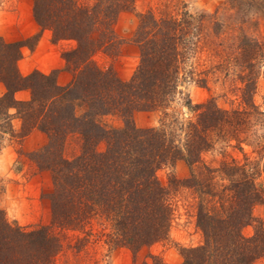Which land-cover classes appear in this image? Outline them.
Returning a JSON list of instances; mask_svg holds the SVG:
<instances>
[{
    "label": "trees",
    "instance_id": "16d2710c",
    "mask_svg": "<svg viewBox=\"0 0 264 264\" xmlns=\"http://www.w3.org/2000/svg\"><path fill=\"white\" fill-rule=\"evenodd\" d=\"M227 3L245 19L264 12V0ZM133 8L134 0H33V18L41 29L51 31L53 42L75 41L61 52L71 79L60 84L57 69L22 74L21 46L30 37L7 41L0 36V149L7 138L20 142L34 129L44 132L47 141L27 154L40 170L50 172L52 225L83 230L92 217H103L110 223L106 243L133 253L169 238L170 189L156 170L183 160L190 175L180 179L171 173L168 183L171 188L188 185L199 190L196 224L203 241L180 247V264H253L264 256V179L257 182L264 171V114L253 100L264 43L243 29L234 33L232 21L212 16L210 38L221 47V55L216 54L222 58L220 67L227 63L238 70L240 103L221 108L212 98L191 103L186 97L192 115L170 114L171 101L183 94L180 85L190 80L207 84V69L197 71L191 63L205 37L207 15L137 13L129 41L137 45L139 59L131 76L122 79L112 67L98 66L93 55H118L125 40L114 32V16ZM23 89L29 90V97L17 98L15 93ZM150 109L163 110V122L136 127L133 113ZM104 115H116L122 125L106 126L100 119ZM13 118L20 120L18 131ZM69 135L80 141L79 152L72 156L64 153ZM218 141H235L239 148L247 142L258 158L222 159L217 166L203 164L204 170L195 171L202 153ZM102 142L104 148L99 149ZM216 177L222 182L201 184ZM256 205L263 206L261 215H254ZM246 225L253 228L249 236L242 231ZM61 248L60 237L48 225L25 229L0 208V264H51ZM134 264L166 263L151 255V261Z\"/></svg>",
    "mask_w": 264,
    "mask_h": 264
},
{
    "label": "rangeland",
    "instance_id": "374dc122",
    "mask_svg": "<svg viewBox=\"0 0 264 264\" xmlns=\"http://www.w3.org/2000/svg\"><path fill=\"white\" fill-rule=\"evenodd\" d=\"M91 3L93 0H81ZM33 0H0V36L7 41H17L30 37L21 46V57L18 60V68L22 74H28L33 69L49 73L59 68H51L58 65L60 60L65 61L61 56L64 49L75 45L73 39H61L53 42L52 33L49 29H41L32 15ZM152 10L156 15L161 13L178 14L186 12L191 15L204 14L206 16L207 30L202 39L201 47L191 59L197 71L207 69V84L201 86L190 80L180 85L183 94H177L171 101L167 111L170 114L189 117L192 111L186 104V97L191 103L204 101L212 98L221 108H230L239 105L240 93L238 88L241 83L237 78L238 70L232 65L222 62L220 54L221 47L217 46V39L210 38L212 20L215 16L220 21L234 24V33L239 30L249 35H254L264 43V12H257L252 17L245 19L244 16L230 8L227 0H134L132 10H121L113 20L115 34L125 41L119 48L116 56H109L102 51L93 55L95 63L103 69L112 67L115 73L122 79H128L133 73L139 59V51L136 44L129 41L138 23L137 13ZM245 19V21H241ZM252 20V21H251ZM208 37V41H204ZM221 55V54H220ZM37 65L41 68H37ZM261 72L253 100L264 114V61L259 66ZM58 75V73H57ZM4 87L0 84V94ZM17 98L26 99L29 97V90L23 89L15 93ZM164 112L161 109L136 110L133 113V122L136 127L144 128L159 126L163 122ZM101 122L109 127H118L122 121L116 115H104ZM14 128L18 131L20 120L13 118ZM44 133V132H43ZM44 140L47 136L44 133ZM24 139V138H23ZM22 139V140H23ZM14 138H7L0 149V208L4 211L9 221L15 222L25 229H31L40 225H48L51 231L57 234L62 241L61 250L55 255L51 264H134L144 260L151 261V255H156L166 264H180L183 256L180 247H191L203 241L201 230L196 224V211L200 200V192L196 186L179 185L171 188L168 177L174 173L178 178L183 179L190 175V168L183 160H178L173 166H163L156 170L160 182L170 189V200L173 214L167 240L157 241L149 246H143L133 253L124 246L110 247L105 239L106 233L110 231V223L103 217H92L83 230L65 229L51 222L50 201L47 197L52 189L50 172L40 170L33 162L28 152L35 149L24 150L21 142ZM251 140V138H250ZM44 142V143H45ZM80 141L77 135H69L66 140L64 153L72 156L79 152ZM99 149L104 148V143L98 145ZM241 147L231 141L230 144L218 141L212 149L202 153V161L194 167L200 171L203 164L217 166L222 159L232 158L244 161L246 156L258 158L252 147L247 142H242ZM204 181V176L198 177ZM264 179V171L257 178V182ZM221 183L222 180L209 178L201 184ZM211 199V197H208ZM206 199V198H205ZM213 203L211 199V204ZM254 215L263 213V206L256 205L253 208ZM246 236L253 232L252 225H246L242 229ZM90 233V234H89ZM253 264H264V256L256 259Z\"/></svg>",
    "mask_w": 264,
    "mask_h": 264
},
{
    "label": "crops",
    "instance_id": "0c3cea01",
    "mask_svg": "<svg viewBox=\"0 0 264 264\" xmlns=\"http://www.w3.org/2000/svg\"><path fill=\"white\" fill-rule=\"evenodd\" d=\"M63 66V60L61 59L58 65H52L51 68H59V72L57 75V80L60 84H66L71 79V73L67 70L61 69ZM37 68H40L37 65ZM41 69V68H40ZM44 133L38 129L32 130L28 135L24 137V139L21 142V146L24 150H31L35 148L41 147L45 140L43 137Z\"/></svg>",
    "mask_w": 264,
    "mask_h": 264
}]
</instances>
